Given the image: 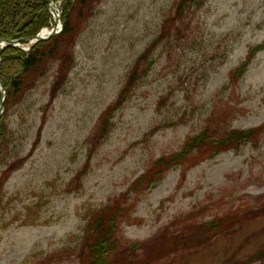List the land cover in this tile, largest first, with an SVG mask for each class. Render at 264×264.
Returning a JSON list of instances; mask_svg holds the SVG:
<instances>
[{
    "label": "rangeland",
    "instance_id": "obj_1",
    "mask_svg": "<svg viewBox=\"0 0 264 264\" xmlns=\"http://www.w3.org/2000/svg\"><path fill=\"white\" fill-rule=\"evenodd\" d=\"M179 1L101 0L75 36L61 89L52 96L55 63L9 110L0 149V264H79L89 220L110 213L116 198L123 215H112L127 259L264 264V49L233 76L264 44V0H198L182 20ZM159 35L147 58L153 64L137 65ZM208 125L219 137L260 129L238 148L214 156L196 150L183 164L157 166ZM151 178L156 183L146 185ZM131 186L141 193H128ZM231 214L238 216L227 231L203 235L204 222L222 226ZM167 244L153 257L152 246Z\"/></svg>",
    "mask_w": 264,
    "mask_h": 264
},
{
    "label": "trees",
    "instance_id": "obj_2",
    "mask_svg": "<svg viewBox=\"0 0 264 264\" xmlns=\"http://www.w3.org/2000/svg\"><path fill=\"white\" fill-rule=\"evenodd\" d=\"M53 1L61 4L63 27L60 32L45 40L36 42L28 50L9 44L1 51L0 80L6 89V96L3 104L4 111L0 116V149L6 142L9 131L7 123L9 110L22 99L26 91L36 85L38 79L43 78L50 72L55 63H57V70L52 83V96L61 89L73 66L72 48L75 36L81 30L82 22L91 16V13L101 2V0ZM195 1L198 0H180L176 8V16L182 20L183 18L181 17L183 16L181 15H184L188 5ZM49 5L50 0H0V39L13 40L19 38L22 39L21 43L29 42L30 37L35 36L42 28L53 24L54 21ZM161 40L162 35L157 36L139 55L136 64L139 65L140 62H146L145 65L153 64L150 61L147 63V58ZM262 49H264V44L251 48L248 57L234 69L233 76H242L253 57ZM134 72L136 70L132 71L128 76V86L121 92V97L125 96L127 89L131 86V82L134 83L133 79L136 75ZM112 105L108 106L109 108L100 119L102 134L107 132L111 124ZM259 129L260 127L245 130L229 129L223 137H219L211 133L213 130L208 125L199 134L190 137L179 152L174 153L171 157L159 158L156 164L157 166H163L164 170H166L172 164H183L187 161V156L196 150L205 152L208 156H214L223 149L238 148L243 143L256 140V133ZM21 162L22 160L19 159L10 163L6 171L10 173L16 170ZM164 170L158 171L157 174L160 175ZM138 182L140 184L141 179ZM155 183V179L151 178L146 185L152 186ZM139 189L138 186H131L127 191L128 193L135 191L139 194L141 193ZM117 200L118 198L114 199L111 205V212L105 214L109 216H101L99 214L100 218L97 217L98 220H89V224L86 227L87 233L83 237L82 243L84 247L80 254L81 260L79 264H142L135 254L131 253L130 257L132 258L127 259L126 250L128 249L118 235L117 223L112 215L113 212L118 213L117 218L119 215H123L120 212L121 203ZM237 212L234 213L238 214ZM237 216L233 218L231 214V216L226 217L228 219L224 221L222 226H219V222L217 224L214 220L204 222L206 224L203 235L211 237L213 233L227 231L234 224ZM135 246L137 245L134 244L132 246L134 253ZM152 247L154 248V246ZM165 247L167 248L164 249ZM153 248L152 252L155 254L153 257H155L161 254L163 249L165 251L169 250L171 245L167 244L164 247L161 245L158 250ZM140 249L138 248L137 250L140 251ZM148 249L149 247L146 248V253ZM143 258L145 259L146 257Z\"/></svg>",
    "mask_w": 264,
    "mask_h": 264
},
{
    "label": "water",
    "instance_id": "obj_3",
    "mask_svg": "<svg viewBox=\"0 0 264 264\" xmlns=\"http://www.w3.org/2000/svg\"><path fill=\"white\" fill-rule=\"evenodd\" d=\"M50 11L53 14L54 17V23L51 24L49 27L42 28L35 36H32L29 38V46H27L26 50L30 49L32 45H34L36 42L45 40L49 37L54 36L56 33H58L62 29V12L59 10V7L54 3L53 0H51L50 4ZM57 14V16H56ZM46 28H50L51 31L47 34H43V30ZM22 39L16 38L13 40H6V39H0V59H1V51L4 47H6L9 44H13L14 46H22L21 44ZM25 49V48H24ZM0 91H1V100H0V116L4 111V98L6 96V89L3 85V83L0 80Z\"/></svg>",
    "mask_w": 264,
    "mask_h": 264
},
{
    "label": "bare ground",
    "instance_id": "obj_4",
    "mask_svg": "<svg viewBox=\"0 0 264 264\" xmlns=\"http://www.w3.org/2000/svg\"><path fill=\"white\" fill-rule=\"evenodd\" d=\"M56 16H57V14H56ZM50 31H51L50 28H46V29L43 30V34H47V33H49Z\"/></svg>",
    "mask_w": 264,
    "mask_h": 264
}]
</instances>
